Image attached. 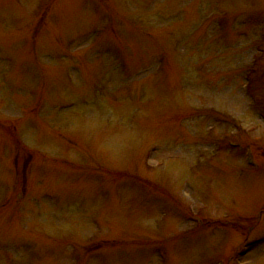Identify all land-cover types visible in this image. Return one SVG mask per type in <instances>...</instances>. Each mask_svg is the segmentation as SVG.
<instances>
[{
	"label": "rangeland",
	"instance_id": "rangeland-1",
	"mask_svg": "<svg viewBox=\"0 0 264 264\" xmlns=\"http://www.w3.org/2000/svg\"><path fill=\"white\" fill-rule=\"evenodd\" d=\"M0 264H264V0H0Z\"/></svg>",
	"mask_w": 264,
	"mask_h": 264
}]
</instances>
